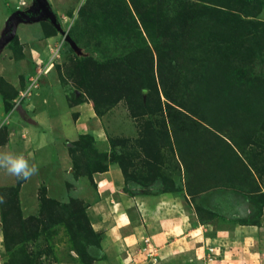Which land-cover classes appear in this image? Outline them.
I'll list each match as a JSON object with an SVG mask.
<instances>
[{
    "label": "rangeland",
    "instance_id": "obj_1",
    "mask_svg": "<svg viewBox=\"0 0 264 264\" xmlns=\"http://www.w3.org/2000/svg\"><path fill=\"white\" fill-rule=\"evenodd\" d=\"M49 1L56 22L31 23L46 11L16 12L33 0H0V38L13 13L22 17L0 48V152L38 169L17 179L0 168V264H122L129 251L146 259L156 252L147 239L109 253L104 233L118 222L112 201L129 206L135 225L150 214L139 201L150 194L200 208L202 223L227 218L235 232L253 219L246 225L260 229L264 98L261 116L252 101L264 91V0ZM40 111L61 114L60 124ZM236 190L251 213L219 215L239 203ZM256 246L257 261L231 259L264 263V242Z\"/></svg>",
    "mask_w": 264,
    "mask_h": 264
},
{
    "label": "crops",
    "instance_id": "obj_2",
    "mask_svg": "<svg viewBox=\"0 0 264 264\" xmlns=\"http://www.w3.org/2000/svg\"><path fill=\"white\" fill-rule=\"evenodd\" d=\"M40 20L41 19H35L32 20L31 23ZM40 112L43 113H41L39 117L46 116V118H51V116H54L58 124H60L61 119H59V116H61V114L57 115L52 112L54 114L50 113L51 116L49 117L46 115V112ZM88 113H90V115L92 114L91 111ZM30 115L31 114L28 116L29 118H31ZM43 126H45L44 122H42L41 127ZM9 135L11 136L12 133H9ZM117 175L116 172L115 176L117 177ZM236 191L237 193H235L237 195L233 197V200L239 203H236L237 205L234 204L231 208L229 207L230 211L226 209L218 210L217 208L219 215L224 214L227 216L229 215L227 212L230 214L233 212L232 215H234L238 210H240V213H251L252 210L247 206L246 199H242L243 196L240 197V192L238 190ZM222 192L223 190L219 189L218 195L222 194ZM141 198L139 201L143 203L150 214L149 216L148 214L147 216H142L135 225H129V223L132 224V222L128 215L129 206L126 203L112 201V203L109 204L112 209V217L118 220V222L112 223L111 229L104 233V236L110 241V246H107V251L111 253L109 250L111 246L118 249L120 246L123 248L128 245L130 249L132 248L131 250H135L136 247L143 248V246L148 243L146 241L147 239L150 246H152L156 252L152 256H146V260L145 257H143L145 254L140 253V251L137 252L140 254V259L134 258L135 256H132L129 251L125 260L123 259L122 264H169V262L171 264H179L181 260L186 264H235L241 260L231 259V256L234 254L235 257H242L243 260L246 258L250 259V261H257L259 253L257 254V249H255L257 247L256 244L258 242H264V236L262 235L263 237L259 238L257 232L260 231L261 228V232H264L263 223L260 229L256 225H246L242 223L238 225L239 227H236V231L233 232L231 228L228 229L229 227L223 226V224L227 225L229 223L227 218L222 219V217H218V219L214 218L208 223H202L198 218L195 219V217H198V214L192 205H190V208L185 207V204L179 206L177 201L173 200L175 199L174 197L171 198L159 193L147 195L143 200ZM130 200H128V203ZM212 205H214V203ZM225 205H227V203ZM207 207H211V205L209 204ZM219 224H222V226ZM215 226L219 228L223 227L224 229L218 228L214 231ZM126 227L131 230L125 232ZM122 233L123 235H121ZM211 247H214L218 252H211ZM238 249L242 251L239 252ZM210 253H215L218 257V261H214L215 257L213 259L208 258L207 256L208 254L210 255ZM159 260L164 262L158 263ZM256 264L264 263L258 261Z\"/></svg>",
    "mask_w": 264,
    "mask_h": 264
},
{
    "label": "clouds",
    "instance_id": "obj_3",
    "mask_svg": "<svg viewBox=\"0 0 264 264\" xmlns=\"http://www.w3.org/2000/svg\"><path fill=\"white\" fill-rule=\"evenodd\" d=\"M0 168H4L9 174L15 175L17 179H29L38 171L37 167L30 165L24 156L13 155L8 152H0Z\"/></svg>",
    "mask_w": 264,
    "mask_h": 264
},
{
    "label": "water",
    "instance_id": "obj_4",
    "mask_svg": "<svg viewBox=\"0 0 264 264\" xmlns=\"http://www.w3.org/2000/svg\"><path fill=\"white\" fill-rule=\"evenodd\" d=\"M35 6H37V8H39V10L41 8L44 12L46 11V13L43 14L40 10L41 14H39L37 16H28L27 17V15H25V12H28V13L31 12L32 13ZM18 12L23 14L25 18L27 17L26 18L27 21H32L35 19H51L52 21L56 22V18L54 16L52 7L50 6V3L48 0H38V1L33 0V4L31 5V7H29L26 11H17L16 13H18ZM10 18L12 19L13 24H14V22H16V23L14 24V28L12 29V31H10V33L4 35V32H3V35L0 38V48L15 36V34L17 32L16 24L19 21V20L18 21H16V20L21 19L22 17L21 16L15 17V13H13L10 16ZM57 26H58V28L60 27L59 24H57Z\"/></svg>",
    "mask_w": 264,
    "mask_h": 264
},
{
    "label": "trees",
    "instance_id": "obj_5",
    "mask_svg": "<svg viewBox=\"0 0 264 264\" xmlns=\"http://www.w3.org/2000/svg\"><path fill=\"white\" fill-rule=\"evenodd\" d=\"M79 63H76V67L78 66L79 67V65H78ZM80 65H82V64H80ZM211 73H213V75H211ZM205 74H206V80H208V81H210L209 80V77H210V79L211 80H214L215 81V84H217V78H216V74H215V72H213V71H206L205 72ZM162 75H163V73H162ZM4 93V92H3ZM4 95H5V99L7 100V101H9L8 103H10V102H12V99L10 98V97H8L7 96V94H5L4 93ZM254 95V94H253ZM263 95H264V91H263ZM262 94H258V96H255L254 97V99H256V103H255V101H252V104L254 105L253 107V109L256 111V112H258V114L261 116L262 115V111L260 110L261 109V107H262V103H263V101H262V97L264 98V96H263ZM250 97H251V95H250ZM251 98H253V97H251ZM14 100V99H13ZM95 100V103H97L98 104V106H96L98 109V114H100L101 115V113H100V110H101V108H100V104L98 103V102H96V98L94 99ZM257 100H258V102H259V104L257 105ZM168 105H171V104H169L168 103ZM108 107H110V106H107L106 107V110L107 109H109ZM263 109V108H262ZM260 118H262V117H260ZM190 128H188V130H189ZM199 151L200 150H196V149H194L193 151H191V152H189L187 155L191 158V160H194V159H197L198 158V153H199ZM189 157H184V159H186V158H189ZM190 160V161H191ZM189 161V162H190ZM199 162V161H198ZM198 164H201V163H198ZM215 187H223V190H224V188L226 187V182L225 183H223L222 185H217V186H215ZM208 188L209 187H207V190H208ZM227 188H231V187H227ZM234 188V187H233ZM209 189H211V187L209 188ZM232 189V188H231ZM257 190H259V188L257 189ZM256 200V199H255ZM254 199H253V201H255ZM262 207L263 206H260V209L259 208H256V207H254V210H255V212L257 213V215H258V213H261L262 212ZM258 209V210H257ZM253 210V211H254ZM197 211H198V215L199 214H201L202 212L200 211V208H198L197 209ZM259 211V212H258ZM212 220V219H211ZM210 222V221H209ZM252 222V223H251ZM255 223V220H253V219H251L250 220V222H242L243 224H247V223H250V224H254Z\"/></svg>",
    "mask_w": 264,
    "mask_h": 264
},
{
    "label": "built area",
    "instance_id": "obj_6",
    "mask_svg": "<svg viewBox=\"0 0 264 264\" xmlns=\"http://www.w3.org/2000/svg\"><path fill=\"white\" fill-rule=\"evenodd\" d=\"M20 95H23L21 92H20ZM15 100V99H14ZM215 248L214 247H211L210 248V251L214 250Z\"/></svg>",
    "mask_w": 264,
    "mask_h": 264
}]
</instances>
